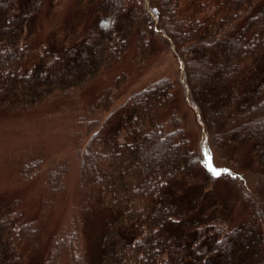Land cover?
Instances as JSON below:
<instances>
[{
    "label": "trees",
    "instance_id": "obj_1",
    "mask_svg": "<svg viewBox=\"0 0 264 264\" xmlns=\"http://www.w3.org/2000/svg\"><path fill=\"white\" fill-rule=\"evenodd\" d=\"M62 1L0 0V118L51 102L65 113L115 78L62 122L63 156L0 153L19 182L44 176L47 197L29 216L20 194L0 188V264H264V0H76L91 11L78 39L69 27L34 43L36 15ZM166 51L182 100L161 78L118 102L126 57L141 68ZM72 161L75 196L57 224Z\"/></svg>",
    "mask_w": 264,
    "mask_h": 264
},
{
    "label": "rangeland",
    "instance_id": "obj_2",
    "mask_svg": "<svg viewBox=\"0 0 264 264\" xmlns=\"http://www.w3.org/2000/svg\"><path fill=\"white\" fill-rule=\"evenodd\" d=\"M213 1V0H206ZM91 11L86 5H77L76 0H63L59 3L46 4L36 15L34 21V33L31 39L34 43H45L48 34L55 30L60 38L64 35L69 27H74V39L77 40L81 33L82 25L90 17ZM130 49L128 50V52ZM132 50L129 52L131 54ZM177 60L170 51L164 52L160 57H153L146 61L141 68H135L130 56L122 62L118 67L116 75L122 77L125 88L119 85L118 102L130 91L139 89L147 84L161 79L168 78L180 98L183 96L180 84V68ZM123 70L124 73L119 72ZM119 72V74H118ZM115 71L100 77L94 84H91L82 93L78 94L76 105L72 102V108L69 107L65 113L58 112V103L51 102L45 107L40 108L26 114L25 116H5L0 118V153H4L7 149L17 145H27L28 147L40 148L50 159H57L65 153L66 139L64 136L65 126L64 119L72 123L73 117L77 111H81L84 103L92 101L101 93L104 88L114 81ZM78 104V105H77ZM183 109H180L189 136L194 138V134L199 128L193 110L183 99ZM67 116V117H66ZM70 131V130H69ZM72 132V131H71ZM74 134V132H72ZM78 161H72L69 172L65 177L67 193L60 198L55 207L54 217L56 216L57 224L64 223L67 218L68 210L74 200V194L78 181ZM44 176H39L36 183L24 184L16 178L11 177L7 168L0 170V188L13 194L17 192L24 198L23 210L29 215H35L39 209L41 202L47 199L44 190Z\"/></svg>",
    "mask_w": 264,
    "mask_h": 264
},
{
    "label": "snow or ice",
    "instance_id": "obj_3",
    "mask_svg": "<svg viewBox=\"0 0 264 264\" xmlns=\"http://www.w3.org/2000/svg\"><path fill=\"white\" fill-rule=\"evenodd\" d=\"M207 167L215 174V175H219L220 173L218 171H216L213 167L211 162L209 161L207 164Z\"/></svg>",
    "mask_w": 264,
    "mask_h": 264
}]
</instances>
